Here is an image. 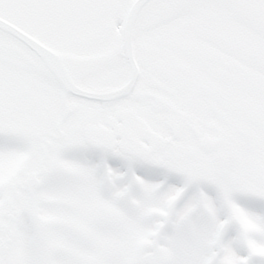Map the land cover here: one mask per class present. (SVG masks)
I'll return each mask as SVG.
<instances>
[{
	"label": "snow or ice",
	"instance_id": "1",
	"mask_svg": "<svg viewBox=\"0 0 264 264\" xmlns=\"http://www.w3.org/2000/svg\"><path fill=\"white\" fill-rule=\"evenodd\" d=\"M0 264H264V0H0Z\"/></svg>",
	"mask_w": 264,
	"mask_h": 264
}]
</instances>
